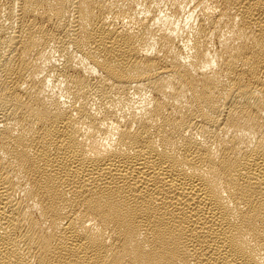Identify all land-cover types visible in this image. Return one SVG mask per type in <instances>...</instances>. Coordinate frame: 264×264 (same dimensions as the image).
<instances>
[{"label":"bare ground","instance_id":"1","mask_svg":"<svg viewBox=\"0 0 264 264\" xmlns=\"http://www.w3.org/2000/svg\"><path fill=\"white\" fill-rule=\"evenodd\" d=\"M0 264H264V0H0Z\"/></svg>","mask_w":264,"mask_h":264}]
</instances>
